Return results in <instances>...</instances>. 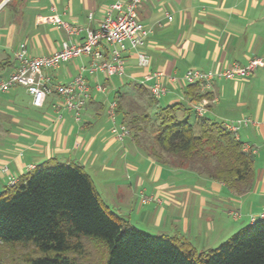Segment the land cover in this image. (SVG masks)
Wrapping results in <instances>:
<instances>
[{
  "label": "crops",
  "instance_id": "0c3cea01",
  "mask_svg": "<svg viewBox=\"0 0 264 264\" xmlns=\"http://www.w3.org/2000/svg\"><path fill=\"white\" fill-rule=\"evenodd\" d=\"M113 1L0 0V81L15 69L18 49L29 56L49 55L62 41H80L85 28H96ZM51 15L82 30L68 36L61 25L44 20ZM137 15L147 31L139 48L148 59L146 67L139 66L134 51L127 49L121 76L89 72L90 56L48 71L55 85L68 82L81 65L86 67L90 98L79 121L63 109L62 97L54 91L41 106L32 104L22 86L0 93V193L9 179L18 180L50 158L90 167L99 182L97 193L115 215L136 227L135 215L136 222H148L149 231L161 227L158 235L179 236L206 252L258 216L264 207V177L258 186L252 183L239 194L188 168L162 165L129 135L116 140L111 129L122 123L129 101L140 103L150 114L161 106L186 102L179 79L189 68L217 70L232 63L245 65L254 57L264 60V0H145ZM112 48L101 43L97 49L107 59ZM155 70L163 73L167 88L159 99L150 98V81L145 80ZM171 76L176 81H169ZM141 85L147 91L139 89ZM200 91L206 96L191 102L203 106L202 116L223 124L250 120L240 125L236 136L264 164V66L246 78L211 80ZM112 100L122 106L113 121L107 113ZM195 114L191 109L178 116L193 121Z\"/></svg>",
  "mask_w": 264,
  "mask_h": 264
},
{
  "label": "trees",
  "instance_id": "16d2710c",
  "mask_svg": "<svg viewBox=\"0 0 264 264\" xmlns=\"http://www.w3.org/2000/svg\"><path fill=\"white\" fill-rule=\"evenodd\" d=\"M184 93L186 102L161 106L153 114L139 106L140 113L126 121V111L121 122L146 155L162 165L188 168L244 193L254 175L253 154L222 122L191 108V101L206 96L198 83L185 85ZM119 104L116 111H122ZM191 109L197 114L193 121L178 116ZM81 235L106 242V264H264V218L257 217L216 248L198 252L184 238L149 234L115 215L90 175L75 163L47 159L0 193V242L33 241L43 252L54 251L17 264H72L65 253L82 248Z\"/></svg>",
  "mask_w": 264,
  "mask_h": 264
},
{
  "label": "built area",
  "instance_id": "2783aa9c",
  "mask_svg": "<svg viewBox=\"0 0 264 264\" xmlns=\"http://www.w3.org/2000/svg\"><path fill=\"white\" fill-rule=\"evenodd\" d=\"M143 1L145 0H114L107 6L105 14L96 28H85V36L80 41H62L59 49L49 55L29 56L23 48L18 49L14 53V59L17 62L16 67L6 80L0 81V93L8 91L13 86H22L30 95L32 104L41 106L45 96L54 91L62 97L63 109L72 112L74 119L79 121L81 112L90 98L89 86L84 76L86 67L81 65L78 73L68 82L55 85L52 83L48 71L54 70L62 63L72 59L90 56L92 61L87 69L89 72L99 71L107 76H121L124 74L122 54L127 49L134 51L139 66L146 67L148 59L139 48L144 44L147 31L137 15L139 5ZM168 18L171 17L168 16ZM44 20L61 25L68 36L78 35L82 30L79 26L62 21L56 15L45 17ZM101 43L113 46L110 57L107 59H103L102 54L97 49ZM262 66H264V60L260 57H254L245 65L232 63L217 70L189 68L179 80L184 85L198 83L202 88L214 79L246 78ZM163 77V73L156 70L147 73L145 76V80L150 81L148 90L154 99H159L167 93ZM168 80L176 81V77H168ZM189 105L198 115H202V105L195 102H190ZM116 107L117 101L112 100L107 109L112 121L116 114ZM61 116V113L58 112L57 118L61 119ZM249 122V119L243 118L233 122H225L224 125L236 134L240 125H246ZM111 131L118 141H122L130 134L129 128L123 123L114 125ZM14 182L16 179L11 178L9 184ZM257 217L264 218V207ZM257 217L251 216L250 223H253Z\"/></svg>",
  "mask_w": 264,
  "mask_h": 264
},
{
  "label": "rangeland",
  "instance_id": "374dc122",
  "mask_svg": "<svg viewBox=\"0 0 264 264\" xmlns=\"http://www.w3.org/2000/svg\"><path fill=\"white\" fill-rule=\"evenodd\" d=\"M146 99V97H145ZM148 99V97H147ZM150 99H148L149 101ZM128 101V100H126ZM126 106L128 107V115L126 117V121L133 115V113L138 112L140 113L142 111L140 103L138 102H132L129 101L126 103ZM121 119L117 118V121H120ZM130 138L132 137L129 134ZM144 138L145 142H149V134H144L142 135ZM132 139V138H131ZM262 159H254V175L251 184L253 183V186H258L259 182L263 179L264 177V164L261 161ZM6 168V166H5ZM7 169V168H6ZM4 167H2L3 171ZM87 173L94 174L90 167H87L84 169ZM92 181L95 185V189L97 190L99 187V182L96 179L95 175H91ZM14 179V178H12ZM10 179L8 180L7 185L11 186L17 182H14L13 184H9ZM264 182V179L262 180ZM105 204V203H104ZM132 223L136 225L137 228L140 230L147 232L149 234H159L157 232H163L161 227H155L153 228L152 231L151 227L149 226L148 222L144 223L143 220L141 222H136L135 221V215H132ZM136 222V223H135ZM148 228V229H147ZM154 232V233H152ZM237 232V231H236ZM162 234V233H160ZM235 234V233H234ZM79 241L82 243V248L79 249L78 251H68L65 253V256L69 257L71 259L72 264H106L107 258H108V246L106 242L99 237L96 236H90V235H81L79 237ZM192 244V243H191ZM216 243V247L220 244ZM193 245V244H192ZM213 245V246H215ZM194 246V245H193ZM213 247L212 249L216 248ZM200 249L199 247L196 248ZM210 250V249H209ZM198 251V250H197ZM208 251V250H207ZM206 251V252H207ZM199 252V251H198ZM54 251H48V252H43L39 250L33 241H9L5 243L0 242V260L4 264H17V263H26V260L28 258H36V257H41L45 255H53Z\"/></svg>",
  "mask_w": 264,
  "mask_h": 264
}]
</instances>
